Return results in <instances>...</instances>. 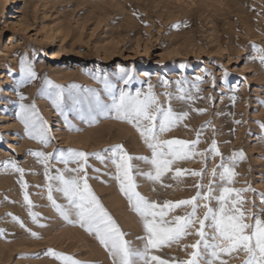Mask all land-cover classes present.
I'll list each match as a JSON object with an SVG mask.
<instances>
[{
    "label": "rangeland",
    "instance_id": "rangeland-1",
    "mask_svg": "<svg viewBox=\"0 0 264 264\" xmlns=\"http://www.w3.org/2000/svg\"><path fill=\"white\" fill-rule=\"evenodd\" d=\"M253 45L264 48V0H17L14 6L0 0V264H62L48 255L49 250L72 256L79 264H112L94 235L67 223L52 207L45 167L31 152L58 155L60 150L73 149L88 153V182L94 194L125 239L134 248L143 247L141 238L146 233L112 178L114 166L91 154L117 144L133 156L150 157L151 152L131 125L103 116L90 125L78 114L88 110L86 90L106 96L104 78L118 89L139 91L141 98L151 90L165 108L171 98L172 109L188 116L161 134L160 140L191 142L199 133L195 151L206 154L178 161L173 169H182L184 174L176 179L174 170L156 183L137 176L142 195L162 204L191 199L198 184L206 191L212 170L221 171V156L208 151L215 141L226 164L235 153L243 152L228 186L242 191L246 213L264 218V64L254 59ZM22 58L32 64L37 79L25 81ZM121 69L132 76L128 86L121 80ZM45 80L65 89L66 97L75 85L72 95L82 103L68 99L61 115L47 94L51 89ZM20 95L26 99L21 101ZM181 95L185 99H179ZM21 103L36 105L48 128L47 146L26 136L17 115ZM11 160L24 169L22 178L4 166ZM133 164L140 172L151 170L143 161ZM58 168L64 165L48 161L50 175ZM193 171L203 176H193ZM22 183L27 184L26 190ZM219 184L217 178L216 194ZM25 191L38 216L36 223L29 216ZM52 195L57 203H66L60 193ZM206 202L199 201L200 219ZM211 206L218 207L215 200ZM191 211V206L180 207L167 219ZM13 217L23 221L24 227ZM198 227L197 220L190 234L154 254L173 262L188 259L192 249L186 246L197 241ZM206 231L211 235L210 229ZM247 258L243 251L221 254L216 264H244Z\"/></svg>",
    "mask_w": 264,
    "mask_h": 264
},
{
    "label": "snow or ice",
    "instance_id": "snow-or-ice-1",
    "mask_svg": "<svg viewBox=\"0 0 264 264\" xmlns=\"http://www.w3.org/2000/svg\"><path fill=\"white\" fill-rule=\"evenodd\" d=\"M252 47L256 52L254 59H259L260 63L264 64V48H257L255 45ZM20 71L26 82L37 79V74L27 59L20 60ZM196 79L199 81L200 77ZM121 80L124 85L128 86L132 76L121 69ZM103 83L106 96L102 98L101 93L91 89L86 90L89 93V107L86 113L81 110L78 114L81 120H87L90 125L99 116L114 118L131 125L151 152L150 157L133 156L123 145L117 144L102 152L91 154L101 163L110 162L114 166L115 174L112 178L118 183L119 190L127 199L130 207L139 216L146 233L141 238L144 241L143 247L134 248L125 239V233L94 194L88 182L89 165L87 161L90 157L86 152L68 149L60 150L58 155L44 152L29 153L38 158V161L45 167V177L50 181L47 198L58 215L67 223L73 226L79 225L87 233L94 235L111 257L112 264H216L221 254L229 255L240 251L246 253L248 257L244 264H264V218L252 217L251 214L246 213L243 210L245 202L242 199V191L228 186L233 183L236 159H243V152L235 153L231 158L232 162L226 164L216 142L213 141L208 151L213 156H221V164L218 166L221 171L218 172L215 168L212 170V179L209 180L206 191L203 190V184H198L196 185L198 191L191 199L177 202L166 201L162 204L149 200L138 191L137 176H143L148 181L156 183L162 182L163 177L174 170L173 179L181 177L184 170L173 169L178 161H186L196 155L206 157L204 152L195 151L200 143L199 133H197V139L191 142L180 139L161 141L159 138L161 134L170 132L188 116V113H176L171 107V98H169L167 108L158 104L151 90L141 98L139 91L132 94L125 89H118L107 78L103 79ZM45 84L48 89H51L46 90L47 94L52 98L61 115L64 114V106L68 99H72L74 104L82 103L72 95L71 88H75V85L71 86L66 97L65 89L48 80H45ZM178 91L183 90L178 89ZM178 98L183 100L185 96L181 95ZM20 99L23 101L26 97L20 95ZM17 115L29 139L37 140L44 146L49 144L48 128L35 104L21 103L20 112ZM68 127L70 130L79 131L72 125ZM261 127L264 128V125ZM50 159H55L57 163L64 165L63 169H56L55 175L49 174L48 161ZM136 160L149 164L151 170L140 172L133 164ZM70 164H75L76 167H69ZM4 166L10 167L20 173L21 178L23 177L24 169L20 168L15 160L5 162ZM191 175L202 177L203 172L193 171ZM217 178L220 181L218 194L214 191V181ZM53 181L55 187L51 183ZM164 186L169 187L170 185ZM27 187L26 183H22L23 189L26 190ZM53 191L60 193L66 203L63 205L57 203L52 195ZM200 200L207 201L203 204V208L206 209L203 219L197 216ZM213 200L218 207L211 206ZM24 201L29 207V216L33 223H36L38 216L31 210L34 205L27 191L24 194ZM186 206L192 207L191 213L183 216L177 215L171 220L167 219L169 213ZM13 219L22 228L24 227L23 221L19 218L13 217ZM197 220L199 227L195 234L198 239L194 244L186 246L192 249L188 259L173 262L154 254L162 247H170L190 234V229L195 226ZM206 229H210L211 235ZM2 234L3 230H0V235ZM30 234L38 238L36 233ZM48 255L62 261V264H79V261L72 256L58 254L54 250H49ZM221 264H223L222 261Z\"/></svg>",
    "mask_w": 264,
    "mask_h": 264
},
{
    "label": "bare ground",
    "instance_id": "bare-ground-1",
    "mask_svg": "<svg viewBox=\"0 0 264 264\" xmlns=\"http://www.w3.org/2000/svg\"><path fill=\"white\" fill-rule=\"evenodd\" d=\"M7 3L14 6L17 4V0H7ZM149 75V73H147V76ZM87 141V140H86ZM92 141V140H91ZM89 143V142H88Z\"/></svg>",
    "mask_w": 264,
    "mask_h": 264
}]
</instances>
